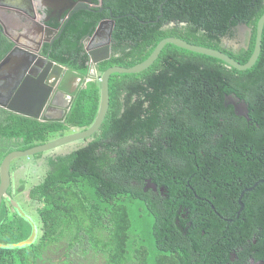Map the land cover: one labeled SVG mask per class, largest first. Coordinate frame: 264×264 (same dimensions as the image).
Returning <instances> with one entry per match:
<instances>
[{"label": "trees", "instance_id": "obj_1", "mask_svg": "<svg viewBox=\"0 0 264 264\" xmlns=\"http://www.w3.org/2000/svg\"><path fill=\"white\" fill-rule=\"evenodd\" d=\"M164 1L102 0L103 6L109 7L117 18L112 30V55L98 64L100 73L113 65L131 67L144 61L169 36L223 50L241 63L253 54L264 0H167L163 15L156 22ZM95 10L77 12L69 19L60 37L48 46L51 59L80 73L88 71L90 58L84 40L109 15V10ZM241 23L251 27L246 45H226L223 38H234ZM100 89L98 77L79 92L69 125L86 128L94 122ZM109 92L110 105L101 128L87 145L54 158L48 176L33 190L41 228L37 240L12 246V241L30 235L32 223L13 212L9 203L0 208V264H16L15 256L21 264H35L45 248L61 238L71 243V250L83 235L88 236V229L103 240L105 250L99 249L98 253L108 257V264H141L146 252L138 246L144 237L130 218L135 210L152 218L150 234L160 250V264H201L196 258L202 243L192 247L185 240L180 241L188 222L180 229H172L174 213H158V206L138 197L126 181L121 163L125 152L132 150L135 154L142 147L152 153L156 144L163 142L153 140L164 138V134L157 135L159 128L169 129L163 131L182 140L189 134L192 159L188 171L194 177H208L211 182L225 178V182H232L235 177L238 180L261 175L247 151L252 145L257 150L264 146V30L261 53L251 68L239 70L220 58L167 43L147 69L113 73ZM230 94L247 102L250 120L237 114L228 103ZM67 128L62 123L33 120L28 124L19 120L15 135H7L8 129H1L4 133L0 137L23 138L22 146L28 148L50 141ZM128 144L132 147L127 149ZM5 153L0 152V161ZM148 159V155L142 158L143 162ZM107 161L111 162V174L106 169ZM206 182L194 181L201 195H207ZM214 194L219 197L211 195L209 199L217 208L230 202L225 196ZM174 205L177 211L178 203ZM207 223L210 230L219 225L216 220ZM204 227L197 226L189 236L203 240Z\"/></svg>", "mask_w": 264, "mask_h": 264}, {"label": "flooded vegetation", "instance_id": "obj_2", "mask_svg": "<svg viewBox=\"0 0 264 264\" xmlns=\"http://www.w3.org/2000/svg\"><path fill=\"white\" fill-rule=\"evenodd\" d=\"M95 8H102L98 12L109 10V15L102 20L114 16L111 15L109 7L103 6L102 0L99 2L95 0H0V130L8 129L7 135H15V124L19 120L28 124L37 120L43 123L68 125L63 134L50 139L52 140L83 129L69 125L68 120L77 95L88 86L89 82L94 80L76 81L73 86H70L69 89L77 90L72 100L66 90L56 86L59 80L56 79L51 98H44L49 83L55 80L54 74L49 76V73H45L51 68L48 46L61 35L60 32H50L49 26L62 28L75 13L95 10ZM110 31V28H107L94 38L87 36L84 40L85 48H94L108 42ZM248 32V30H236V36L230 38L236 41L235 44L226 43L224 38L223 42L235 47L245 46ZM70 69L76 71L73 68ZM34 79L41 89L39 93L41 107L38 106L37 109L33 108L29 99V87ZM163 130L168 131L169 129L156 130L157 135L164 134V138L162 136L153 138L154 141L162 140L163 142L157 143L152 153L145 152L142 147H138L135 154L132 150L125 152V159L121 163L128 178L126 181L131 183L133 192L138 197L157 205L158 213L163 215L174 213L175 225L172 229H180L184 222H188L187 231L180 234V241L182 243L185 240L192 247L202 243V250L196 258L201 264H264V146L257 150L258 147L252 145L247 151V154L252 155V160L255 161L252 163L259 169L261 175L238 180L235 177L232 182H225V178H217L215 182H211L208 177H194L192 172L188 171L192 159L189 134L183 141L181 137H175L172 133L167 134ZM2 133L4 132L0 131V136ZM90 137L81 139L86 143L74 150L87 145ZM22 140L23 138L17 137L10 139L0 137V152H6L0 161V168L2 160L8 153L30 148L22 146ZM130 147H132L131 144L126 145L127 149ZM56 148L30 156H21L22 158L27 157L30 161L21 162L24 160L21 157L11 161L10 183L0 208L6 202L10 204L9 207L13 212L18 213L11 203V199H15L24 210L22 203L17 199L19 195L36 209L37 199L34 198V188L48 176L54 158L74 151L48 154ZM147 155L150 159L143 162L142 158ZM110 163V161L105 162L108 174H111ZM29 177L32 181L30 184H28ZM197 179L207 180L205 186L207 195L198 193L197 187L193 185ZM1 180L0 169V183ZM249 182L250 184H247ZM245 183L247 185H244ZM25 184L29 186L27 190L24 187ZM214 193L221 194L222 198L225 196L230 202L224 203L222 209L217 208L209 199L211 195H214V198L219 197ZM173 203H178L177 211ZM24 211L30 218H33L26 210ZM213 220H216L219 225L216 229L210 230L207 228L210 223L207 222ZM199 225L205 226L201 232L203 240L189 236V232L194 233ZM70 245L67 239H58L46 247L34 263L45 264L47 262L43 259L47 257L54 261V258L47 254H55L60 249L67 248L68 256L67 252L59 257L55 254L57 262L54 263L63 264L66 257H69L73 261L71 264H76L72 255L76 245L71 250ZM204 249L206 252L203 254Z\"/></svg>", "mask_w": 264, "mask_h": 264}, {"label": "water", "instance_id": "obj_3", "mask_svg": "<svg viewBox=\"0 0 264 264\" xmlns=\"http://www.w3.org/2000/svg\"><path fill=\"white\" fill-rule=\"evenodd\" d=\"M167 0H165L161 4L160 8V14L156 18V22L161 18L163 15V5ZM86 8V7H83ZM102 8L98 9L97 11H101ZM111 15H113L112 10H111ZM117 17L113 16L110 19H105L101 20L94 30L93 34L90 35L89 37L94 38L96 35L99 34L104 29L110 28V38L109 41L101 44L99 46H96L94 48H86V51L88 52L89 55V68L86 74H82L79 72H76L72 69H70L68 66L60 64L54 60H49V64L51 68L47 70L45 73H49V76H52L53 74L55 75V80L49 83L48 89L45 90L44 98L46 97L48 99L51 98L52 93L54 92L56 81L58 80V84L56 86H59L61 89L66 90V92L72 97V100H74L75 95L77 93V90H71L69 89L70 86H73V84L77 82H82L84 81H90V80H95L99 77L100 82H101V89H100V103H99V108L98 112L96 115V118L94 122L81 130L74 131L72 133L57 137L55 139H52L50 141H47L42 144L35 145L33 147H30L28 149L24 150H14L8 153L4 159L2 160L1 163V183H0V206L3 201L4 194L7 191V188L10 183V163L14 158L21 157V156H30L32 154H36L39 152H43L46 150H50L59 146H62L64 144L74 142L77 140L81 139H86L90 136H92L94 133H96L100 128L101 125L107 115L109 105H110V92H109V81L110 77L113 73L115 72H120V73H138L141 72L148 67H150L156 59L159 57L161 51L163 48L166 46L167 43H174L178 46L187 48L189 50L207 54L210 56H214L217 58L222 59L225 61L227 64L230 66H234L239 70H246L248 68H251L257 61L261 49H262V34L264 30V14L260 17L257 25V37H256V44H255V49L251 57L246 63H241L223 50L213 48V47H208L200 44H195L188 42L184 38L181 37H176V36H169L165 37L162 39L154 49V51L151 53V55L145 59L144 61L131 66V67H125L121 65H113L108 67L105 71L100 73L98 71V64L106 59L111 58L112 55V30L115 25V19ZM145 22V21H143ZM65 25L62 28H54L52 26H49L50 32H57L60 34L64 30ZM236 30L240 31H246L248 30L249 32L251 31V27H249L245 23H241L237 25ZM243 37V36H242ZM224 40L228 44H235V40H230L229 37H224ZM50 42H53V40H50ZM57 79V80H56ZM84 85H86V82H84ZM41 89L40 86L37 84L36 79H34V82H32V85L29 87V99L31 100L33 104V108L37 109L38 106L39 108L41 107V99L39 98V93ZM228 103H231L234 107L235 110L239 115H242L246 117L248 120H250L249 116V107L247 102L244 99H241L237 94H230L227 96ZM11 203L13 204L14 208L18 211V213L24 217H29L26 212L22 209L20 206L19 202L15 199H11ZM242 204V201H241ZM35 237V227L33 226L32 234L24 241L18 243V246H24L26 244H31L34 241ZM16 246V245H12Z\"/></svg>", "mask_w": 264, "mask_h": 264}, {"label": "rangeland", "instance_id": "obj_4", "mask_svg": "<svg viewBox=\"0 0 264 264\" xmlns=\"http://www.w3.org/2000/svg\"><path fill=\"white\" fill-rule=\"evenodd\" d=\"M86 141L84 140H79V141H74L71 143H67L65 145H62L52 151H49L48 154H53V153H67L69 151L74 150L75 148L85 144ZM22 158V157H21ZM21 162H26L30 161L27 157H23ZM20 171V170H19ZM30 175V173H29ZM30 184L32 181L30 177L28 178ZM25 189L29 188L27 184L24 185ZM17 199L22 203V206L24 207V210H26L29 214L33 216L27 217L26 220L30 221L33 226L35 227V237L34 241L35 242L40 234V220L38 217L37 210L30 204H28L27 200L23 199L21 196L17 195ZM140 211L135 210L133 214H131L130 218L132 219V225L138 231L139 233H142L143 239H141L138 243V246L141 245V248L145 250L146 252V259L141 262V264H160L158 258L160 255V250H158L155 246L154 238L150 234V230L152 227V218L150 217H144V215H139ZM27 224V223H26ZM75 234V233H73ZM88 236L86 237L83 235V237L80 239L81 241L77 242L76 244V249L75 252H73V260L76 264H108L106 257L102 254L98 253L99 249L105 250L102 246L104 245L103 240L99 238V234L96 232L91 231L88 229V232L86 233ZM27 239V238H26ZM26 239L19 240V241H12V245H16ZM27 245V244H26ZM15 247V246H14ZM64 250V252H63ZM16 252V251H15ZM67 252V256L69 254V251H67V248L60 249L57 253L58 257L59 255L62 256ZM55 254L49 253L47 256H51L54 258V261L50 258L47 257L43 259L47 263L45 264H55L54 262H57V256ZM73 261L69 257H66L65 261L63 264H71ZM15 263L16 264H21V259L17 256H15ZM62 263V262H61ZM111 264V263H110ZM123 264H138V263H133V262H125Z\"/></svg>", "mask_w": 264, "mask_h": 264}]
</instances>
